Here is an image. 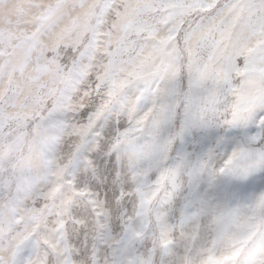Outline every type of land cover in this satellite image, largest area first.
<instances>
[{"label": "snow or ice", "instance_id": "1", "mask_svg": "<svg viewBox=\"0 0 264 264\" xmlns=\"http://www.w3.org/2000/svg\"><path fill=\"white\" fill-rule=\"evenodd\" d=\"M0 264H264V0H0Z\"/></svg>", "mask_w": 264, "mask_h": 264}]
</instances>
